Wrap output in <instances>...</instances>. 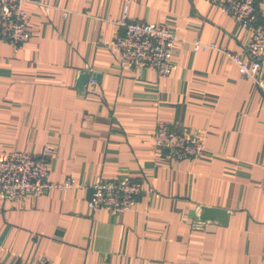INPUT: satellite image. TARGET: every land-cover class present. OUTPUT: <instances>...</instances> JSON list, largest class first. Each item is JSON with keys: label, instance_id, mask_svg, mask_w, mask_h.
<instances>
[{"label": "crops", "instance_id": "obj_1", "mask_svg": "<svg viewBox=\"0 0 264 264\" xmlns=\"http://www.w3.org/2000/svg\"><path fill=\"white\" fill-rule=\"evenodd\" d=\"M38 1L22 2L28 40L0 43V156L51 145L49 182L127 174L145 189L115 214L76 186L0 198V264H264V96L226 53L247 59L251 31L206 0ZM124 5L180 38L168 76L112 55ZM194 38L217 48L194 52ZM82 70L95 82L80 90ZM158 121L200 135L201 158L154 150ZM201 206L226 223L195 220Z\"/></svg>", "mask_w": 264, "mask_h": 264}, {"label": "built area", "instance_id": "obj_2", "mask_svg": "<svg viewBox=\"0 0 264 264\" xmlns=\"http://www.w3.org/2000/svg\"><path fill=\"white\" fill-rule=\"evenodd\" d=\"M23 1L0 0V43H7L17 49L30 36L27 13ZM229 15L237 24L251 31V36L241 53L226 52L237 65L241 77L251 80L264 96V18L258 22L256 4L260 0H206ZM117 25L122 33L110 42L112 55L118 57L120 65L135 71L138 75L149 69L158 77L168 76L172 70V52L180 42L169 24L150 23L130 17L128 6L124 5ZM194 52L216 49L213 42L204 43L199 38L191 41ZM89 82H95L89 77ZM154 150L167 149L171 160H199L204 152L202 137L189 130L172 128L167 122L158 121L153 134ZM54 151L46 145L39 154L13 151L0 156V198H15L20 195L39 196L49 187H79L91 190L88 206L91 209H107L111 213L130 210L145 187L140 179L123 174L116 178L96 177L90 184H73L69 179L61 183L48 181V159ZM264 188V176L259 184ZM15 264H49L46 259L31 263L20 260Z\"/></svg>", "mask_w": 264, "mask_h": 264}, {"label": "water", "instance_id": "obj_3", "mask_svg": "<svg viewBox=\"0 0 264 264\" xmlns=\"http://www.w3.org/2000/svg\"><path fill=\"white\" fill-rule=\"evenodd\" d=\"M90 75L91 77H93V74H90L86 70H82L80 72L78 79V87L80 90L84 88V85L88 81ZM199 210V215L196 216L195 220H198L200 222L206 220H216L217 222L222 224L226 223V211L224 209L201 206Z\"/></svg>", "mask_w": 264, "mask_h": 264}]
</instances>
